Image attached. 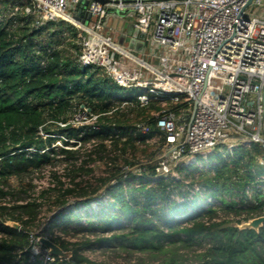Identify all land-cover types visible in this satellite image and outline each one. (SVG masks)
Segmentation results:
<instances>
[{"label":"trees","instance_id":"1","mask_svg":"<svg viewBox=\"0 0 264 264\" xmlns=\"http://www.w3.org/2000/svg\"><path fill=\"white\" fill-rule=\"evenodd\" d=\"M57 24L39 28L26 18L19 26H0V264H100L83 254L86 246H92L90 240L70 241L50 230L80 221L87 215L89 202L101 193L114 200L106 205L118 207L121 215L104 212L105 207L92 212L88 229L117 224L122 230L98 241L117 239L120 248L141 252H163L173 244L197 247L198 264H264V224L257 230L238 228L242 222L264 215V192L254 191L252 201L243 204L244 187L255 183L262 171L255 159L264 156V150L253 144L250 151L238 150L234 156L238 159L227 158L212 164V173L204 168L199 170L198 183L214 193L220 188L238 192V204L220 196L224 206L183 223H171L170 208L174 202L170 195L174 191L179 193L182 184L160 180L155 186H148V177L154 172L152 164H140L139 168L144 170L138 176L125 170L126 166L139 163L134 155L139 149L136 141L141 137L128 133L127 128L144 123L153 129L155 117L151 112L159 111L160 103L152 101L140 106L135 100L114 99L119 89L108 77L98 69L77 66L75 29H63V22ZM44 34H48L47 39ZM41 61L44 66H40ZM186 107L185 102L169 104V109L176 113ZM81 108L88 109L89 115H97L98 129L87 123L71 125L72 111ZM95 164L102 169L95 171ZM55 165L69 167L64 180L56 174ZM44 171L53 179L51 186L35 192L32 177ZM85 172L87 180L80 177ZM93 172L96 173L92 175ZM192 173L187 177L191 178ZM12 178L20 186L10 185ZM121 179L126 185L137 180L139 186H132L124 195ZM113 180L117 183L110 185ZM125 196L131 199L132 206L125 202ZM70 198L74 201L73 209L66 207ZM44 199L53 205L50 211L58 212L43 233L49 234V240L62 250L69 251L70 256L31 263L29 247L38 235ZM79 205L83 215L75 213ZM129 214L125 221L130 225L125 228L122 216ZM71 217L73 220H69ZM157 220L163 221L161 227L156 226ZM6 221L17 222L19 228L6 226ZM177 260L175 255L167 256L159 264H176Z\"/></svg>","mask_w":264,"mask_h":264},{"label":"built area","instance_id":"2","mask_svg":"<svg viewBox=\"0 0 264 264\" xmlns=\"http://www.w3.org/2000/svg\"><path fill=\"white\" fill-rule=\"evenodd\" d=\"M107 1L0 0V26H19L26 18L39 28L63 22L64 27L76 31L77 66L98 69L108 77L119 89L114 99L135 100L140 106L152 101L160 103L161 109L151 112L155 117L153 129L144 123L127 128L128 133L141 135L137 146H158L150 159L154 172L148 177L147 171L148 186L160 180L183 184L170 172V167L180 160L177 170L188 176L198 161L234 158L238 150L250 151L253 144L264 150V12L257 10L264 7V0H251L248 5V0ZM114 15L132 17L147 53L138 56L105 31L106 18ZM63 35L68 37L67 32ZM40 66H44L43 61ZM181 102L187 107L178 113L169 109V104ZM78 111L85 115L87 112L91 128H99L95 125L97 115H89L85 108ZM255 160L264 167V156ZM201 167L204 166L193 170L197 172L192 176L198 177ZM119 182L124 183L123 179ZM116 183L113 180L110 185ZM179 189V193L170 195L177 206L170 210L173 224L222 206L220 196L197 181ZM256 190L264 192V168L255 183L244 187L243 204L252 201ZM180 195V201L174 200ZM104 197L111 199L101 193L89 206ZM43 230L39 228L38 235L32 238L31 263L36 262L37 255V261L54 259L38 242L39 236L49 239ZM50 231L57 235L55 230Z\"/></svg>","mask_w":264,"mask_h":264},{"label":"rangeland","instance_id":"3","mask_svg":"<svg viewBox=\"0 0 264 264\" xmlns=\"http://www.w3.org/2000/svg\"><path fill=\"white\" fill-rule=\"evenodd\" d=\"M87 3H84V5L86 6ZM258 11H262L264 12V7H260L257 8ZM69 14H71L72 16H74L75 18H78L75 14L71 13V11H68ZM80 19V18H78ZM55 25H59L57 23H54ZM66 27H64L63 29H65ZM118 34L114 33L111 34V37L115 40L118 39ZM45 39H47L48 34H44L43 36ZM135 39V38H134ZM122 46V44H120ZM124 48H126V46H122ZM146 50H148L146 48ZM156 54L158 51H154ZM149 53V51H148ZM150 62H153L154 64L156 63L155 59H150ZM72 119L70 120L71 125L72 126H80L81 124L87 123V116L81 112H79L78 110H73L72 111ZM55 144H58V142H55ZM158 146L156 143H152L148 146H144V147H139V149L137 150L136 154L134 155V160L138 161L139 163L131 166V167H127L126 166V172H131L133 175H140V172L142 170H144V167L139 168V165H144L147 166L148 164H150V159L153 156V151L155 149H157ZM150 158V159H149ZM239 157L233 158V159H238ZM132 159V158H131ZM149 159V160H148ZM219 157H211L207 160H202V161H198L197 163L193 164V169L191 172H193V170L198 169L197 167H200L201 165L204 167L206 171H209V173H211L212 168H210L211 164H217L219 162ZM227 159V158H226ZM180 160V159H179ZM225 160V159H224ZM181 161V160H180ZM180 161L175 162V164H173V166L170 167L171 169V174L173 176H175V178H179L178 181H181L183 184L181 186L184 187L185 183H190L193 184L195 181H197V177L196 176H192L187 177L185 175V173H180L177 170L178 164L180 163ZM207 161V162H206ZM244 161V160H243ZM255 164H256V160H255ZM138 165V166H137ZM257 165V164H256ZM98 166V164H95L93 169L95 171H99L100 169H102L101 166L99 167H95ZM192 166V165H191ZM190 167V166H189ZM56 168V174L60 175L62 178V180H64L65 178V174L68 173L67 169L69 167H65L64 165H55ZM264 168V167H262ZM255 168L250 169V171H253ZM96 172L91 173L92 175H94ZM147 174V171H146ZM47 172H42V173H36L34 174V176L32 177V183L34 186V191L35 192H40V190L51 186V182H52V178H49V176H47ZM197 175V174H195ZM83 179L87 180V177L89 178V176L87 175V172L83 173V175L80 176ZM78 179V178H77ZM128 180H130V177L128 178ZM136 181V180H135ZM26 182V181H25ZM138 183V181H137ZM130 181L128 185H126V183H121V189L122 192L124 193V195L128 193V191L133 187H136L138 184ZM10 185L12 186H20V184L17 182V180L15 178H12L10 180ZM180 188V187H179ZM25 189H28V186L25 187ZM208 189L211 190L210 187H208ZM128 190V191H127ZM180 190V189H179ZM127 191V192H126ZM186 191L185 188L182 189L181 192ZM217 195L222 196L225 200L227 201H234L238 204V192L235 191V194L233 191H229V192H225L224 189L220 188L219 190H217L216 192ZM234 194V195H233ZM95 196V195H93ZM181 195L176 198V196H174V200L180 201ZM51 200V199H50ZM73 199L70 198V202L67 204V208L73 209L74 208V201H72ZM124 200L127 204H130L131 206L132 201L129 197H124ZM108 203H114L113 199H110L108 197H104L102 199H98L95 200V202H93L92 204H90L89 207H87V215H85L84 217H82L80 219V221L78 222H74L71 221L70 223L67 224H63L61 227L56 228V227H52L51 230H55L57 235L62 236L64 239H68V240H73L76 239L77 241H87L90 240L92 246L90 247H85L86 249H84L83 254L84 256L88 257L89 259L98 262L100 264H159L163 261V259L167 256H177L178 260L177 263H181V264H198V255L200 253V248L197 247H181V245L179 244H173V245H167L164 249L163 252H155V251H137L134 249H123L119 247V242L117 239L113 240V241H98V239L100 238H107L109 237L111 234H119L121 233V228L120 225L117 224H113V226H109V227H103L100 229L96 228L94 231H92V229H88L87 227V222L89 220H91V218L89 217V215L92 212H97L98 210L102 209L103 205L108 204ZM222 206H224L225 204H223L221 202ZM52 204L50 203V201H48L47 199H44L42 201V207H41V214H40V220L38 222V226L39 228H47V226L50 225L51 220L53 219L54 216H57L56 212H58V209L55 210L54 212L50 211L52 208ZM174 206V205H173ZM109 206L106 207V209H104V212H112L109 214H116L118 216L121 215V211L118 207H113V208H108ZM177 206L171 207L170 210H176ZM81 208V209H80ZM75 213H77V215H83V209L82 207H80V205L78 206V208L74 209ZM113 210V211H112ZM56 214V215H55ZM264 214V213H262ZM128 216L130 217L131 215H127V216H122L124 223L123 226L126 228L128 225H130V223H128L129 221H125V218H128ZM259 216H264V215H259ZM257 217V216H256ZM88 218V219H87ZM230 220V218H228ZM69 220H73V218H69ZM236 220V219H235ZM250 220V219H249ZM247 220V221H249ZM234 220H231V222H233ZM246 221V222H247ZM244 223V222H242ZM241 223V224H242ZM163 224L162 220H157L156 222V226L161 227ZM233 224V223H232ZM241 224L238 225V227H241ZM62 229V230H61ZM129 229H127L126 231H128ZM63 231H66L67 233H63ZM65 234V235H64ZM39 259V255L36 256V261ZM31 262V260H30ZM33 263V262H32Z\"/></svg>","mask_w":264,"mask_h":264},{"label":"crops","instance_id":"4","mask_svg":"<svg viewBox=\"0 0 264 264\" xmlns=\"http://www.w3.org/2000/svg\"><path fill=\"white\" fill-rule=\"evenodd\" d=\"M105 31H107L110 35L117 33L118 39H115V41L122 44V46H126L127 49L138 56H142L147 53L145 48L146 45L142 42L140 34L135 29L132 17L120 15L109 16L105 20ZM138 43H142L140 50L135 48Z\"/></svg>","mask_w":264,"mask_h":264},{"label":"water","instance_id":"5","mask_svg":"<svg viewBox=\"0 0 264 264\" xmlns=\"http://www.w3.org/2000/svg\"><path fill=\"white\" fill-rule=\"evenodd\" d=\"M95 1H98L100 3H107L108 2L107 0H95ZM250 1L251 0L247 1V5L250 3ZM79 12H80V6L78 7L77 14H79ZM120 43H121V41H120ZM132 43H133V40H132ZM141 46H142V43H138V44H136L135 48L137 50H140ZM193 112H194V106L192 107V112H191V115L189 117V121H188L189 124L191 122ZM160 160L161 159H159V161ZM262 224H264V216H257V217L250 219L247 222L242 223L241 227H238V228L257 230ZM5 225L9 226L11 228H14V229L19 228V224L17 222H14V221H6ZM38 242L41 245H43L44 247H46L48 250V253L52 256L59 257V258H68L70 256L69 251L62 250L57 244H55L54 242H52L51 240H49L43 236L38 237Z\"/></svg>","mask_w":264,"mask_h":264}]
</instances>
